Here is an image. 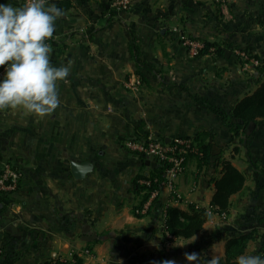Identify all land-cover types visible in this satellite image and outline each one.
<instances>
[{
  "label": "crops",
  "instance_id": "1",
  "mask_svg": "<svg viewBox=\"0 0 264 264\" xmlns=\"http://www.w3.org/2000/svg\"><path fill=\"white\" fill-rule=\"evenodd\" d=\"M119 1L49 0L65 12L49 39L51 63L70 65L71 72L49 117L0 110V170L9 162L24 171L19 191L0 197V264L72 262L88 247L92 256L83 264H188L191 245L207 241L215 221L225 222L215 215L194 238L171 240L159 210L136 216V177L158 164L131 154L124 142L149 135L168 143L206 134L213 160L231 161L246 178L231 199L228 216L241 224L235 232L248 225L262 230L264 176L253 165L264 168V121L234 139L195 98L231 112L256 91L264 75L243 71L237 51L264 59V0H130L127 11L114 7ZM0 3L22 6V0ZM180 34L216 44L223 55L193 56ZM85 162L93 171L76 180L71 164ZM194 163L188 160L178 185L186 203L172 204L182 211L190 204L209 209L212 201L218 172L212 165L200 173ZM241 201L252 206L249 217L243 208L233 214ZM169 205L163 190L158 206ZM215 243L223 244L222 259L225 241Z\"/></svg>",
  "mask_w": 264,
  "mask_h": 264
},
{
  "label": "trees",
  "instance_id": "2",
  "mask_svg": "<svg viewBox=\"0 0 264 264\" xmlns=\"http://www.w3.org/2000/svg\"><path fill=\"white\" fill-rule=\"evenodd\" d=\"M217 47L218 46L216 44L205 43V48L201 51L198 57L209 55L213 50L214 53L216 52V55L222 56L223 51ZM132 53L137 65H141L137 49H133ZM258 60L261 63L257 68L258 73L260 75H264V59ZM195 100L199 101L203 106L215 113L220 118L223 125L233 135L234 139H240L242 136L246 137L247 130L252 125H257L260 121H264V79L260 80L256 91L240 101L231 112H226L223 109L214 107L202 99L195 98ZM206 137V134H199L195 138L190 139L192 140L193 145H195V147L202 152L203 156L199 157L196 155H190L188 160L190 158L196 159L197 170L200 173L205 169L210 168L212 165H214L218 172V176L213 178L211 181L213 197L210 207L207 209L195 204H190L188 205L187 211H182L178 207H174L172 205L165 207H159L158 204L155 205L156 207H153L151 212L153 210L158 212L159 210L161 215L163 213L166 215L163 222L166 236L184 240L194 238L203 231L204 226L211 221L213 215L219 217L228 216L232 207L231 199L240 193L245 186V176L232 165L231 161L225 159H221L219 161L213 160L214 156L212 145L207 141ZM142 163V168L146 169L145 162ZM253 167L264 176V168H259L256 165H253ZM163 171L164 168L162 165L158 164L154 169H152L149 175L141 173L136 177L135 192L136 194L141 195V202L136 210L140 209L148 201L151 192L158 187L159 182L162 181ZM142 180L151 181L152 185L150 187L141 185L140 181ZM156 180H158L157 183L155 182ZM136 216L138 218L142 217L137 214ZM262 222L263 221L261 220L259 223L261 224ZM257 235V229H247L246 231H239L234 235L229 234L226 238L218 237L215 239L214 242L225 241L224 257L216 260L218 264H237V257L247 254L250 244L257 242ZM213 238L211 236L207 239V241L192 244L190 247L191 252L198 254L208 251L210 248V245L208 244ZM87 249L93 252L91 247H88ZM258 254L264 258V239L260 244ZM207 261H211V259H205L202 264H207ZM83 262L84 260L76 254L72 262L58 261L54 264H83Z\"/></svg>",
  "mask_w": 264,
  "mask_h": 264
},
{
  "label": "clouds",
  "instance_id": "3",
  "mask_svg": "<svg viewBox=\"0 0 264 264\" xmlns=\"http://www.w3.org/2000/svg\"><path fill=\"white\" fill-rule=\"evenodd\" d=\"M64 15L49 0H26L22 7L0 3V69L4 72L0 110H19L42 120L60 107L58 87L67 82L71 67L52 65L48 41ZM185 259L188 264H201L195 252L186 253ZM207 264L218 262L212 258ZM237 264H264V258L243 254L237 257Z\"/></svg>",
  "mask_w": 264,
  "mask_h": 264
},
{
  "label": "built area",
  "instance_id": "4",
  "mask_svg": "<svg viewBox=\"0 0 264 264\" xmlns=\"http://www.w3.org/2000/svg\"><path fill=\"white\" fill-rule=\"evenodd\" d=\"M26 0H22V6ZM130 0H120L114 5L118 10H128L130 8ZM21 6V7H22ZM181 45L193 56H198L205 48V43L197 39L190 38L187 35L180 34ZM237 56L241 63L243 71H248L250 67L258 68L260 61L251 57L244 51L238 50ZM136 85H140L137 81ZM124 146L128 152L134 154L143 161L154 160L157 164L164 168L162 181L158 187L150 194L148 201L135 211V214L147 216L153 207H156L162 196L163 190L169 192L170 203L185 204V200L179 190V181L186 172V166L190 155L202 157V152L193 145L190 139H175L166 143L163 140L156 139L149 135L142 139L130 138L124 142ZM24 179V171L9 162H5L0 170V197L7 198L17 193ZM156 183L158 180L155 181ZM141 185L151 186V181H140ZM162 221L166 218L165 213L161 215ZM164 227V224H163ZM169 239L175 238L167 236ZM83 260L92 256V252L88 249L78 254ZM74 259V258H73ZM62 262V261H61Z\"/></svg>",
  "mask_w": 264,
  "mask_h": 264
},
{
  "label": "rangeland",
  "instance_id": "5",
  "mask_svg": "<svg viewBox=\"0 0 264 264\" xmlns=\"http://www.w3.org/2000/svg\"><path fill=\"white\" fill-rule=\"evenodd\" d=\"M124 11H127V10H124ZM255 69L256 68L251 67V70H255ZM251 70H249V72ZM136 86H138V85H136V83H135L134 86H133V88L136 87ZM196 164L194 163L193 166H192L194 169L197 168V165ZM187 182H188V185H190V186L196 185L195 182H194V177L193 176L192 177H188ZM238 206H240V208ZM241 208H243L242 213L243 214L245 213L244 214L245 215L244 216L245 218H246V216L249 217L252 214L251 213L252 206L251 205L242 204V201H241L240 205H238V203H237V205L235 207V210H233V214L234 213H237V211L239 209H241ZM240 215L241 214L239 212L238 213V218H240ZM213 216H215V215H213ZM221 218L223 219V221L225 223L221 224L222 223L221 220L218 219L217 220L218 223L216 221L214 222V223L217 224L216 227L212 226L211 227V230H210V227H209V230L208 231H210V233H211L209 235V237L212 236V238L213 237L214 238L212 240H210V242L208 244V245H210L209 250L206 251V252L199 253V256L201 257V264L203 263V261L205 259H212V258H214L215 260H219L221 258L222 254H223V250H222L223 249L222 248L223 247V244L222 245H219V244L215 243L214 242L215 239H217L218 237L226 238L229 234L234 235V234L237 233L235 231L240 230L239 227H241V224L238 223L237 216H235L232 219L229 216L221 217ZM260 226H261V229L262 230L260 232H258V235H257L258 236V240H257L256 243L250 244L249 250L247 252L248 255H259L258 254V251L260 249V244L262 243V240L264 239V222L262 224H260ZM247 227H248L249 230L251 229V225H248Z\"/></svg>",
  "mask_w": 264,
  "mask_h": 264
},
{
  "label": "water",
  "instance_id": "6",
  "mask_svg": "<svg viewBox=\"0 0 264 264\" xmlns=\"http://www.w3.org/2000/svg\"><path fill=\"white\" fill-rule=\"evenodd\" d=\"M230 54H231L230 52L226 51L225 56L229 57ZM146 165L149 166L150 163L147 162ZM71 170H72L73 177L76 180H83L89 173L93 171V165L89 162H85L81 164L72 163Z\"/></svg>",
  "mask_w": 264,
  "mask_h": 264
}]
</instances>
